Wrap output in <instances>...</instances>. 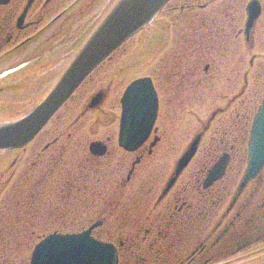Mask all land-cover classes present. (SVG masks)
Listing matches in <instances>:
<instances>
[{
  "label": "rangeland",
  "instance_id": "rangeland-1",
  "mask_svg": "<svg viewBox=\"0 0 264 264\" xmlns=\"http://www.w3.org/2000/svg\"><path fill=\"white\" fill-rule=\"evenodd\" d=\"M74 1L69 0L64 4L63 0H56L54 5L63 3L60 5L63 10ZM214 1L216 0H171L157 19L156 25L131 39L109 60L105 61L80 88L76 96L54 116L31 146L37 145L36 152L41 151L46 144L58 138V134L63 133L55 145L56 157L50 161L55 163L59 158H62L61 164L68 166L61 174V177H64V182L63 185H60L58 193H51V195L36 200V203L39 204L38 210L33 211L35 204L27 192L22 193L28 188L22 186L20 179L21 176H24L23 172L33 167L31 161L36 152L31 153L30 160L24 166L22 160L26 159L29 152L22 156V159L14 166V170L19 169L18 174L10 179H7L10 172L4 176L1 174L4 168L7 169L19 155V151L0 152V229L4 231V233L0 231V240L12 244L11 251H14L15 257L12 264H30L33 248L41 241L43 233L49 234L55 230L63 233L76 232L89 220L102 222L101 228H97L95 231L96 236H101L107 241L113 240L118 243L122 241L120 264H167L169 261H172L173 264L264 263V239L256 242L247 241L250 244L243 246L242 250L231 248L230 251L224 249L225 241L222 244L217 241L218 236L223 234L222 232L226 228L230 230L225 236L234 238L235 242H238L237 245L242 242L238 239L245 238L246 240L249 236L246 233L242 234L240 226L250 214L238 217L237 211V206L245 202V197H242L230 214L225 215L229 204L227 197L229 190L235 194L238 187L237 182H235L236 184L232 183V186L226 189L227 195L223 196L221 201L222 204H226L215 207L210 219L204 220L203 215L199 216L200 211L197 206L202 207V202L210 203V198L202 190L194 189L191 192L192 196L186 204L192 203V210L188 214L190 217L186 215L185 207L182 212L180 211V206L184 201L175 202L186 194L187 190L185 189L190 191L193 189L203 165L209 160L205 156L208 150L216 148L217 144L225 140L227 141L224 143L227 142L230 146L235 145L233 142L238 137L240 123L232 131L226 129L224 115L227 114L229 103L239 96L246 81L248 88L245 93L248 95L255 91L261 82H264V14L255 30L253 43L246 42L242 35L237 34L241 28L243 29V23H240V14H238L236 30L235 32L231 31V35L229 34L234 40L230 41L232 44L219 39L210 42V49L214 51L211 53L213 56L210 60L218 64L219 70L213 69L208 74L202 73L203 76L195 79V83L189 81L186 76L183 77L182 82V76L176 72L173 81L171 78L173 90L166 91L161 87V82L158 79L166 81L168 85L169 75L171 77L172 74L170 72L169 75H166L164 70L169 67L173 58L175 62L177 58L186 61L188 57V53L179 45L181 41L178 43L176 41L183 33L179 27H183L182 24L186 19L194 21V26L201 22L199 14L191 7L203 6ZM217 1L221 2V0ZM228 1L230 0L224 2ZM249 1L235 0L241 8L246 6ZM260 1L264 8V0ZM113 3L114 0H80L77 7L70 14L65 15L60 24L51 30L62 28L63 25L66 27L64 31H60L59 39L55 41L54 47L49 49L51 57L58 54L59 50L56 49V46L57 43H60L62 50L60 57L65 60L67 54L64 52L68 47L63 48V46L71 41V43L76 40L77 42L81 41L91 30H94L93 28L100 22L99 18L107 12ZM211 6L212 4L210 9L213 8ZM180 9H183L184 12H180ZM214 10L220 11V7H216ZM221 17L224 20L222 22L224 26L221 28H225L228 33L230 21L223 15ZM208 26L216 28L211 23ZM201 28L198 26V29ZM188 31L190 32L191 29L189 28ZM45 36L41 37L40 41ZM234 36H236L235 39ZM37 46L35 44L27 51H38ZM179 48H182L184 56L178 55ZM196 57V60L205 59L207 53L198 54ZM28 58L23 54L14 57L12 65L16 66ZM200 64L201 62L197 64V67ZM159 67H162L161 70ZM203 68L204 65L201 69L203 70ZM155 74L164 99V104L160 107L162 118L160 116L159 129L156 133L162 143L154 148L152 155L149 152L142 153V161L136 165L135 169H132L131 166L139 157L138 154L125 155L120 150L117 155H114L113 160L90 158L88 148L94 140L104 138L117 145L115 132L117 134L118 122L116 116L120 112L117 96L122 94L130 80L145 76L152 77ZM47 75L46 73L41 80H44ZM219 83V90L212 96L214 91L210 87L217 86ZM194 84H201L203 88H206L204 91L208 92L202 94L203 90L195 88ZM109 86H111L112 92L101 106L104 111L93 109L84 117L76 119L77 114L84 112L86 106H89L91 99L99 91L105 90ZM170 99L172 100L170 101ZM241 101L242 98L238 97L232 108L238 106ZM219 110H223L224 114L218 115L209 126L213 114ZM229 112L231 111L229 110ZM167 118L173 119L172 124ZM111 121L114 125H110ZM207 126L210 127L209 130ZM204 129L207 130V136H205L198 154L180 176L175 187L170 189L164 198V202L166 201L168 205L162 203L158 207V197L162 194L172 173L175 172L179 158L187 150L193 138L198 133H202ZM77 130V137H72V141L78 140L82 147L70 150L71 152L66 155L58 156L57 148L60 149L66 141H69L68 135L75 134ZM233 157L235 162L232 163L226 174L228 179L237 177V170L239 171L238 160L241 161L243 156L238 148ZM132 171H134L133 175L129 176ZM226 182L228 180L223 179L220 186L223 187L222 184ZM15 192L16 194L13 195ZM200 203L202 204L200 205ZM207 208L209 209V207ZM49 216H52L50 222H46ZM100 221L99 223H101ZM233 222L234 226L231 229L228 226ZM38 227H43L44 231L39 230ZM154 227L152 234L162 232L163 235L159 243L153 247L155 238L147 235L149 230ZM146 231L149 232L146 233ZM177 241H185L188 246L176 245ZM244 244L246 243L244 242ZM172 245L173 248L177 246L182 248L184 254L177 251L172 255L174 258L164 259L168 247H172ZM195 246H200L202 250L190 255L191 250L186 251V249L188 247L192 249ZM5 248L1 247L0 250ZM212 248L218 251V255L210 253ZM6 255L0 254V259L8 258Z\"/></svg>",
  "mask_w": 264,
  "mask_h": 264
},
{
  "label": "flooded vegetation",
  "instance_id": "flooded-vegetation-1",
  "mask_svg": "<svg viewBox=\"0 0 264 264\" xmlns=\"http://www.w3.org/2000/svg\"><path fill=\"white\" fill-rule=\"evenodd\" d=\"M30 1L31 0H10L6 2L5 0H0V119L6 117L8 118L19 117L27 113L29 111L28 104L30 102L33 103V101L40 100L43 92H41V90L39 89L42 88L43 90L46 86L52 84L53 79L56 76V71L59 70V68L61 67L60 50L57 55L52 57L49 53L50 47L53 48V45L51 43L59 39L60 30L59 28H57L52 33H48V32H50L52 28L55 26V24H57L60 21L62 16L67 14L66 12L70 8L61 10L60 5H62L63 3L60 5H54L56 0H33L31 4ZM63 1L65 4L69 0H63ZM221 7H222V11L221 10L220 11L215 10L212 12L207 11L200 15L201 22H199V26L202 28L197 29L198 30L197 37L192 40V45L194 46L196 45L197 47L202 48L206 44V38L208 40H215V39L224 40V41H228L229 43L230 41H234L230 35L232 34L231 31L235 32L236 30V25H235L237 20V17L235 16L236 5L233 2L228 4L221 2ZM221 15L225 16L230 21L228 33H226L225 28L223 29L221 28L222 26H224L222 24L224 20L221 17ZM210 23L215 25L216 28L214 29L208 26ZM46 33H48V37L43 41V44L36 47L38 51L37 50L27 51L31 46L32 47L34 46L33 44L41 36L45 35ZM237 34L241 35L242 31L240 30V32H237ZM235 38L236 36H234V39ZM46 47L48 48L46 49ZM75 47H76L75 42L73 44H69L67 52L68 53L72 52L75 49ZM57 48H59V45L56 46V49ZM22 54L25 57H29V58L26 59V61L18 63L16 66L12 65L13 58L17 56H21ZM46 73L48 74L46 78L44 80H41ZM155 76L157 75L155 74ZM154 86L158 92L159 99L162 100V96L160 95L161 91L157 89L155 82H154ZM165 88L167 89V91L168 89L170 90L172 89V87L169 86L167 87L166 85ZM111 92H112L111 86L107 87V89L104 91V97L108 98L109 97L108 95ZM117 98H120V96H117ZM90 110L92 109L85 108L84 112L77 114L76 119H80L81 117H84V115L88 113ZM116 117L118 122L117 134L115 132V137L117 138V145H115L112 141L106 140L104 138L99 140H94L89 144V148H88V155L90 158H98V159L105 158L107 160L109 159L113 160L114 155L115 154L117 155V153L120 150L123 151L124 154L126 153L123 149L119 147L118 144V139H119L118 133L120 131V116H118V113ZM110 125H114V123H112L111 121ZM158 129L156 128L154 130V132L151 135V138L136 152L139 155V157L132 163L131 166L132 169L136 168V164L141 163L142 153L149 152V154L152 155L154 148H156L158 145L162 143V140L159 138L158 135H156V133H158ZM248 129H249V122L244 123L242 147L238 148L233 145L230 148L232 152L236 151L237 148L242 152H245L247 150ZM77 133L78 130L75 131V134L73 135L69 134L68 135L69 141L65 142V144L67 145L64 144L62 147H60V149L57 148L56 151L58 152V156L66 155L71 151H73L74 149H78L82 147V144L78 140L74 139V141H72L73 140L72 137H77ZM62 136L63 133L58 134V138H55L50 144H46L41 151L38 150L36 152L37 145L30 147L29 151L27 149L29 147L20 149L19 155L14 159V161L11 162V164L7 169L4 168L3 173L1 174L4 176L5 174H8L10 172V175L7 179L14 177L15 175L18 174L19 171V169L14 170V166H16L19 160L22 158V152L25 154L29 152L26 159L22 160L23 166L26 165V163L30 160L29 158H31V153L36 152L35 155L32 156L34 157L33 160L31 161V165L33 167L32 168L28 167L29 169H27L25 172L22 173L24 176L20 175L22 186H27L28 188L27 191H23L22 193L24 194L25 192H27L32 202L35 204V209H33V211L38 210L37 208L39 207L38 206L39 204L36 203V200H40L47 195H51V193L52 194H56V192L58 193V189L60 185H63L64 177H60V174H62L61 170L64 168L66 164H61L62 158H59L58 161H56L55 163H51L50 161V159L54 160L53 158L56 157V153H54L55 145H57V143L59 142ZM96 141H99L100 144H102V147L95 148V150L97 153H101L102 150L104 149L103 156H94L90 151V145ZM51 152L54 153V155L52 153L53 156L52 155L50 156ZM129 154L130 153H127L125 155H129ZM212 164L213 163L211 162H206L203 165V168L201 169L202 176L197 177V179L195 180L196 184H194L193 189L191 191L185 189L187 190L186 194L181 196V198H179L178 200H175L176 203L184 201V203H182L180 206L181 208L180 211L182 212L183 208L185 207V213L187 216L189 214V211L192 210L191 202L189 205H186L188 203V199L190 198V196H192L191 192L194 189L198 191L200 189L204 190V187L202 188L203 186L202 180L204 181L206 177V171L208 168L212 166ZM242 164L243 161H241V165ZM133 173L134 171H132L129 176H132ZM261 173L262 174H260V176H258L255 180L250 181L245 186L244 191L241 193L238 199H234L233 198L234 193H231V191L229 190L227 196L229 198L228 199L229 204L228 207L226 208L225 215L230 214L235 208V206H237L238 202L242 199V197H245V202L240 203L241 205L239 204L237 206L238 217H243L248 213L250 214V216L247 219H245L244 223H242L240 226V228L242 229L241 230L242 234L246 233L247 235H249L246 240L245 238L241 240L238 239V241L240 242L242 241L241 244L239 243L237 245L238 242L237 241L235 242L234 238L225 236L230 230L228 228H226L222 232L223 234L218 236L217 238L218 243L222 244L225 241L224 242L225 245L223 247L227 251H230L231 248H235L236 250L237 248H240L242 250L243 246L250 244L247 241L256 242L264 239V169L262 170ZM225 179H227L228 182L223 183L222 184L223 187L220 186L221 182H218L214 184L211 188L204 190L205 194L210 198V203L206 204V202H202L203 204L200 203V205L202 204V207H200L199 205L197 206L200 211L199 216L203 215L204 220L208 218L210 219L212 210H214L215 207L223 206L226 204V203L223 204L221 203V201L223 200L222 197L227 195L226 189L228 187H231L232 183L237 182V180H235L234 178L228 179L226 177ZM48 181L50 182L46 185ZM168 193H164L163 195L161 194V196L158 198V207L162 203L167 204L166 201L164 202V198ZM15 194L16 192L13 195ZM207 207H209V209ZM51 217L49 216L47 221L50 222ZM87 223L88 226H83L80 229H78L76 232L84 231L92 227V225L94 224L93 220H89L87 221ZM233 226H234V222L231 223L228 227L232 229ZM38 229L44 231L43 227H38ZM154 229L155 227L153 229H150L149 230L150 232L146 231L147 233L149 232L147 236L155 238L153 242L154 244L153 247L155 246L156 243H159L163 235L162 232H157L155 234H152ZM0 231L4 233L3 229H0ZM9 231H12V229H9ZM95 231L96 229H94L92 233L95 238L99 239L100 237H97L94 234ZM55 232H59V231L55 230ZM0 241L2 243L1 246L2 248L9 246L8 248L0 250V253L7 254L8 249L9 250L11 249L12 244L6 241H2V240ZM244 242L246 244H244ZM175 244L181 247L188 246V244L185 241H177L175 242ZM173 245L172 247L171 246L168 247V252H166V256L164 257V259L167 257H169L170 259L174 258L172 255H174L177 251H180L182 255L184 254L182 248L178 246L173 248ZM235 245L237 246L234 247ZM200 250H202L200 246L192 247V249L188 247L186 249V251L191 252L190 255H194L195 253H198ZM210 253L211 254L217 253L218 255V251L217 250L215 251L214 248L210 250ZM1 259H0L1 260L0 263H4V264L13 263V258L11 257L1 258ZM167 264H173V263L172 261H169L167 262Z\"/></svg>",
  "mask_w": 264,
  "mask_h": 264
},
{
  "label": "water",
  "instance_id": "water-1",
  "mask_svg": "<svg viewBox=\"0 0 264 264\" xmlns=\"http://www.w3.org/2000/svg\"><path fill=\"white\" fill-rule=\"evenodd\" d=\"M169 0H121L93 33L86 45L70 65L52 93L27 117L14 123L0 126V148L20 147L31 141L49 118L63 105L82 81L112 52L148 26ZM255 1L254 15L250 23L259 15ZM101 96L93 101L100 99ZM124 103H135L146 118L141 119L142 128L136 138L142 143L150 134L156 120L158 102L156 93L148 78L134 82L128 89ZM136 112V113H137ZM135 138V139H136ZM133 137L129 133L121 135V144L131 149ZM180 160L179 171L187 165L195 153L197 142ZM228 157L221 159L212 170L209 180L223 175ZM264 166V106L256 116L252 130L249 168L245 182L255 177ZM89 237V232L81 236H52L39 246L36 256L44 264H117L116 250L112 245L98 243Z\"/></svg>",
  "mask_w": 264,
  "mask_h": 264
},
{
  "label": "bare ground",
  "instance_id": "bare-ground-1",
  "mask_svg": "<svg viewBox=\"0 0 264 264\" xmlns=\"http://www.w3.org/2000/svg\"><path fill=\"white\" fill-rule=\"evenodd\" d=\"M31 103V102H30ZM170 180L175 183L177 181V178H170ZM213 180H208L207 183H211Z\"/></svg>",
  "mask_w": 264,
  "mask_h": 264
}]
</instances>
